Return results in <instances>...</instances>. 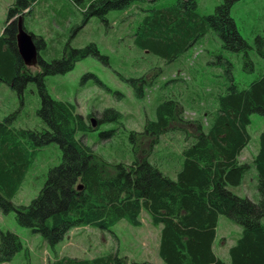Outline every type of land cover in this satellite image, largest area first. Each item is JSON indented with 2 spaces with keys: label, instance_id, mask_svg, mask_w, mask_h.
I'll return each instance as SVG.
<instances>
[{
  "label": "trees",
  "instance_id": "16d2710c",
  "mask_svg": "<svg viewBox=\"0 0 264 264\" xmlns=\"http://www.w3.org/2000/svg\"><path fill=\"white\" fill-rule=\"evenodd\" d=\"M70 1L80 4L86 18L97 15L105 21L104 15L110 10L126 11L155 0ZM237 1L222 0L208 15L199 12L196 0H175L149 8L132 36L133 44L171 63L195 44L216 39L222 49L241 52L244 67L253 70L246 51L249 45L230 15ZM41 2L13 0L0 35V82L19 97L29 83L35 82L41 99L36 114L44 125L30 130L15 128L10 117L0 122V212L14 211L16 222L40 235L51 249L76 228L108 231L121 220L141 227L140 217L145 213L152 225L162 226L157 255L164 264H264V133L258 137V150L253 159L250 162L238 160L250 141L247 127L251 115L264 116V72L247 86L240 87L227 63L228 84L216 95V106L197 112L200 116L198 134L177 154L180 162L174 178L161 172L148 158L138 160L136 156L129 163L123 160L112 164L114 174L107 175L92 147L82 141L92 131L91 125L76 112L73 104L53 99L45 84L46 76L64 74L80 58L99 55L96 47L90 44L70 49L65 57L52 58L57 49L53 46L48 49L41 38L31 34L39 52L36 64L39 70L32 72L18 55L19 19L23 17L24 23V17L32 16L34 6ZM60 5L61 9L55 10V14L66 19L71 9L67 3ZM23 29L27 31L24 25ZM262 39L259 38V45ZM133 82L135 80L130 79V83ZM149 86L152 84L141 83L136 95L143 98ZM183 109L182 103L170 96L157 98L153 118L146 119L144 133L159 138L172 122H183ZM118 116L106 109L96 124L117 122ZM51 143L59 147L60 163L48 170L43 187L27 206H14L12 199L32 159ZM172 158V154L168 155L160 166H169ZM251 171L256 197L240 196L234 189L248 181ZM170 172L173 174L171 169L166 171ZM220 216L241 229L240 236L228 250V263L213 251ZM21 249L16 234L0 232V264L10 262ZM48 264H126V261L111 251L90 259L62 256Z\"/></svg>",
  "mask_w": 264,
  "mask_h": 264
},
{
  "label": "rangeland",
  "instance_id": "374dc122",
  "mask_svg": "<svg viewBox=\"0 0 264 264\" xmlns=\"http://www.w3.org/2000/svg\"><path fill=\"white\" fill-rule=\"evenodd\" d=\"M174 1L155 0L137 4L126 11L110 10L103 21L97 15L86 18L80 4H73L70 0H42L34 6L33 15L24 17V23L22 21L29 34L41 38L48 49L51 46L57 49L56 57L52 58L65 57L70 49L85 48L90 44L96 47L99 55L89 54L80 58L64 74L46 76L45 84L53 99L73 104L76 112L91 125L92 131L82 141L92 147L98 164L107 175L114 174L112 164L123 160L129 163L136 156L138 160L148 158L150 163L159 166L161 172L174 178L180 162L177 154L198 134L200 116L197 112L216 106V95L223 92L228 84L227 63L240 87L247 86L264 72V0H239L230 9L238 32L249 45L246 51L253 70L244 67L241 52L222 49L216 39L211 43L205 40L200 45L195 44L171 63L137 49L132 36L146 11ZM12 2L0 0V35L6 26L7 11ZM87 2L83 0V3ZM196 2L199 12L208 15L222 0ZM53 3L58 4L51 10ZM66 3L71 9L67 18L56 16L55 10H60V4ZM259 38H263L260 45ZM38 70L36 65L31 67L32 72ZM130 79L135 82L130 83ZM143 82L152 86L140 98L136 95L137 88ZM168 96L184 106L183 122H172L169 130L159 138L145 134L146 119L153 118L157 98ZM40 104L35 82L27 85L21 97L0 82V122L10 117L15 128L41 129L44 125L36 114ZM106 109L118 113L117 122L96 124ZM202 127H205L204 123ZM247 133L250 141L244 148L241 157L244 159H249L258 150V137L264 133V116L251 115ZM131 134H134L132 139ZM171 154L173 158L169 166H160L161 161L164 162ZM60 160L61 152L55 143L41 148L12 199L13 205L27 206L43 187L48 170L57 166ZM168 169L173 174L166 173ZM219 219L214 252L224 259L227 248L238 238L241 229L224 216ZM140 220L141 227H133L121 220L108 231L76 228L51 249L40 235L16 222L14 211L0 212V232L16 234L22 245L13 259L4 264H48L62 256L90 259L111 251L125 258L126 264H164L157 255L162 226L152 225L145 213L141 214Z\"/></svg>",
  "mask_w": 264,
  "mask_h": 264
},
{
  "label": "water",
  "instance_id": "95a60500",
  "mask_svg": "<svg viewBox=\"0 0 264 264\" xmlns=\"http://www.w3.org/2000/svg\"><path fill=\"white\" fill-rule=\"evenodd\" d=\"M18 55L25 66L32 67L37 64L38 49L33 42L31 34L23 29L22 19L18 22V33L16 35ZM80 189V188H79Z\"/></svg>",
  "mask_w": 264,
  "mask_h": 264
},
{
  "label": "crops",
  "instance_id": "0c3cea01",
  "mask_svg": "<svg viewBox=\"0 0 264 264\" xmlns=\"http://www.w3.org/2000/svg\"><path fill=\"white\" fill-rule=\"evenodd\" d=\"M243 151H244V149L241 151V153H240V155H239V157H238V160H239L240 162H250V161L253 159V157L256 155V153H257V152H254L253 154H251V157H250L249 159H244V158H241L242 155H243ZM249 175H250V177H249L248 181H245V183H244L242 186H240V187L234 189V192H236V193H237L238 195H240V196H247V197H250V198H255V197H256V190H255V182H254V180H253L254 173L251 171ZM219 218H220V217H219ZM219 221H220V219H218V222H217V227H216V232H215V239H214V241H213V251H214V246H215V242H216V238H217V230H218V227H219ZM240 234H241V230H240ZM240 234H239V236H240ZM239 236H238V237H239ZM235 241H236V239H235L234 242H233V243L227 248L226 258L223 259V258L218 257L216 254H215V255H216L218 258H220L221 260L226 261V263H228V262H229V260H228V250H229V248H230L231 246L234 245ZM214 253H215V252H214Z\"/></svg>",
  "mask_w": 264,
  "mask_h": 264
}]
</instances>
